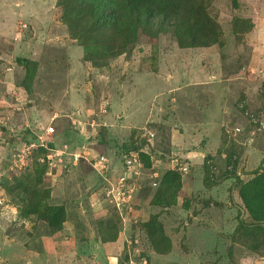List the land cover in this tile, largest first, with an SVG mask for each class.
<instances>
[{"label":"rangeland","instance_id":"rangeland-1","mask_svg":"<svg viewBox=\"0 0 264 264\" xmlns=\"http://www.w3.org/2000/svg\"><path fill=\"white\" fill-rule=\"evenodd\" d=\"M177 1L0 0V264H264L262 3Z\"/></svg>","mask_w":264,"mask_h":264},{"label":"trees","instance_id":"trees-1","mask_svg":"<svg viewBox=\"0 0 264 264\" xmlns=\"http://www.w3.org/2000/svg\"><path fill=\"white\" fill-rule=\"evenodd\" d=\"M132 2L136 5L142 4L148 6L151 16L155 18L162 17L165 26L174 28L177 40L180 44H185V34H189L190 41L188 42H190V46H203L204 43L202 38L198 37L195 32L193 33V30L189 31L190 33L180 32L182 24L179 21L180 16L177 15L180 14V12L176 11L177 6H179L177 0H159L157 3H155V0H132ZM176 12L178 13L176 14ZM181 18L183 19V17ZM259 184L262 186H258ZM241 196L245 206L250 210L251 214L256 219L264 221V175H262L260 179L245 185ZM254 196H257L256 198L259 203H254L253 205L251 204V200Z\"/></svg>","mask_w":264,"mask_h":264},{"label":"crops","instance_id":"crops-1","mask_svg":"<svg viewBox=\"0 0 264 264\" xmlns=\"http://www.w3.org/2000/svg\"><path fill=\"white\" fill-rule=\"evenodd\" d=\"M258 1H260L262 5L257 10L255 16L252 15V20L255 25L253 35L256 40L253 42L254 47L252 49V65L256 66L257 68H264V0ZM204 122L207 125L209 121L204 120ZM214 123L215 122H213V124Z\"/></svg>","mask_w":264,"mask_h":264},{"label":"built area","instance_id":"built-area-1","mask_svg":"<svg viewBox=\"0 0 264 264\" xmlns=\"http://www.w3.org/2000/svg\"><path fill=\"white\" fill-rule=\"evenodd\" d=\"M47 133L48 134H53L54 133V129L53 128H48V130H47ZM41 144V143H40ZM41 146L43 147V148H47V147H45L46 145L45 144H41ZM66 147V146H65ZM67 148V147H66Z\"/></svg>","mask_w":264,"mask_h":264}]
</instances>
